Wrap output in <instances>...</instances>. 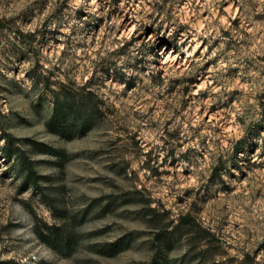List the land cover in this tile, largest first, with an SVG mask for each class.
<instances>
[{"label": "rangeland", "instance_id": "rangeland-1", "mask_svg": "<svg viewBox=\"0 0 264 264\" xmlns=\"http://www.w3.org/2000/svg\"><path fill=\"white\" fill-rule=\"evenodd\" d=\"M61 88L97 95L86 135L49 131ZM154 260L264 264V0H0V264Z\"/></svg>", "mask_w": 264, "mask_h": 264}, {"label": "trees", "instance_id": "trees-1", "mask_svg": "<svg viewBox=\"0 0 264 264\" xmlns=\"http://www.w3.org/2000/svg\"><path fill=\"white\" fill-rule=\"evenodd\" d=\"M177 51H179V48H177ZM51 92L54 96L55 108L53 117L48 124V129L52 133L60 134L67 139L84 136L96 126L97 121L103 114L99 102L95 100L97 95L93 91L83 92L80 96L72 95L65 88L59 90L52 89ZM4 139L6 142L3 148L4 156L8 160L17 162L19 173L23 178L24 188L32 187L40 191L42 181L47 182L49 178L38 174L35 161L27 156L21 147L17 146L16 141L11 135L5 136ZM19 141L23 142L22 140ZM27 142L40 153L60 157V159L65 157L63 150H57L33 140H27ZM236 152L240 153L241 149L238 147ZM64 225L46 226V231H38L39 238L54 250L63 251L64 249H71L74 237L72 232L66 229V224ZM128 247L129 242L124 238L115 244L105 246L99 253L114 257ZM152 264L160 263L158 260H154Z\"/></svg>", "mask_w": 264, "mask_h": 264}, {"label": "bare ground", "instance_id": "bare-ground-1", "mask_svg": "<svg viewBox=\"0 0 264 264\" xmlns=\"http://www.w3.org/2000/svg\"><path fill=\"white\" fill-rule=\"evenodd\" d=\"M175 61H178V58H177L176 54H169V53H166V54L163 56L162 63H165V62L173 63V62H175Z\"/></svg>", "mask_w": 264, "mask_h": 264}]
</instances>
